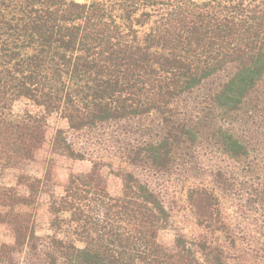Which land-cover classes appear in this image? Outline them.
I'll list each match as a JSON object with an SVG mask.
<instances>
[{"label": "trees", "instance_id": "obj_1", "mask_svg": "<svg viewBox=\"0 0 264 264\" xmlns=\"http://www.w3.org/2000/svg\"><path fill=\"white\" fill-rule=\"evenodd\" d=\"M53 114L67 125L55 130L54 154L85 160L67 132L108 133L134 169H193L264 207V0H0V171L35 159ZM209 153L221 159L207 167L198 157ZM88 160L89 173L69 174L62 194H50L45 236L16 209L34 206L42 178L18 175L28 195L0 184V223L14 233L0 264L22 253L23 264L242 260L180 231L167 250L157 237L170 214L158 193L122 170L112 195L101 173L110 163ZM186 204L197 227L235 246L211 188L189 187Z\"/></svg>", "mask_w": 264, "mask_h": 264}, {"label": "rangeland", "instance_id": "obj_2", "mask_svg": "<svg viewBox=\"0 0 264 264\" xmlns=\"http://www.w3.org/2000/svg\"><path fill=\"white\" fill-rule=\"evenodd\" d=\"M23 108L24 105L21 102H16L13 105L16 114H20ZM57 128L65 130L67 125L64 120L53 114L48 119L46 138L41 149L36 153L35 159L24 162L19 169L0 171V184L16 186L18 192L22 195H28V190L24 184H17L18 175L25 174L42 178L43 185L41 184V188L37 192L34 206L22 205L16 208L19 213L26 214V219L34 225L39 236L51 233L49 229L52 216L49 211L50 194L55 193L57 196L62 194L63 186L69 174L83 175L89 173L92 163L88 158L101 157L105 163H110V166L101 168V173L106 178V187L110 194H121L122 180L117 173L127 170L134 172L161 197L169 211L170 219L167 228L159 231L157 238L167 250L173 249L175 232L180 231L189 239L206 235L210 240L222 243L228 252L234 255L241 254L242 260H233L232 264H264V258L260 259L262 254L255 255L254 252L258 248L264 249V207L257 204L255 197H241L233 194V190L219 189L208 175L194 176L197 172L193 169L186 173H179V175L177 173H158L140 167L134 169L124 158L122 144L114 143V139L109 138L108 133L98 138V131L88 133L67 132L68 139L72 142L73 147L86 152L87 159L85 160H72L63 155L54 154L51 150V142ZM120 137L122 138V136ZM198 158L207 167L219 162L221 159L218 153H209ZM195 162L194 158L192 165H195ZM231 162L227 160L224 164L230 166ZM194 185L209 187L217 195L227 233L235 239L234 247H236V250L231 247V242L226 238L224 232L211 233L195 225L186 204L187 189ZM13 240L14 233L11 224L0 223V245L13 243ZM23 256L24 253L19 257L17 256L18 264H23Z\"/></svg>", "mask_w": 264, "mask_h": 264}]
</instances>
